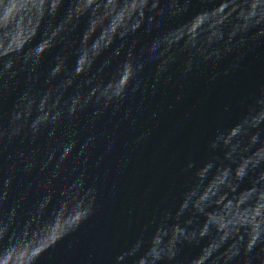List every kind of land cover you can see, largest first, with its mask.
<instances>
[{
	"label": "clouds",
	"instance_id": "1",
	"mask_svg": "<svg viewBox=\"0 0 264 264\" xmlns=\"http://www.w3.org/2000/svg\"><path fill=\"white\" fill-rule=\"evenodd\" d=\"M203 2L0 0V157L15 141H30L36 147L24 169L31 172L43 147L38 141L46 134L49 151L40 171L55 160L47 184L64 181L59 188L48 187L23 213V199L7 207L13 177L3 180L0 264H38L42 252L77 232L93 214L98 187L88 182L89 167L101 166L119 127L117 122L111 133L104 130L98 137L96 124L103 116L111 112L115 118L132 101L142 105L158 86L173 81L176 65L187 78L199 63H215L233 52L242 59L243 49L264 44V0H219L212 11ZM178 17L180 22L170 25ZM80 23L84 27L77 32ZM38 32L39 39L25 49ZM142 34L150 35L144 43ZM113 58L119 59L114 69ZM239 67L232 63L224 75ZM42 77L44 87H38ZM21 83L26 86L9 108L8 98ZM241 104L239 115L210 139L213 154L187 162L190 180L175 210L164 211L150 232L146 225L111 264H264V84ZM89 110L82 128L91 134L82 138L79 121ZM64 121L72 127L58 137ZM98 139L107 147L90 165ZM24 157L18 151L12 168ZM58 222L62 226L37 246L35 241ZM186 248L195 251L187 254Z\"/></svg>",
	"mask_w": 264,
	"mask_h": 264
},
{
	"label": "water",
	"instance_id": "2",
	"mask_svg": "<svg viewBox=\"0 0 264 264\" xmlns=\"http://www.w3.org/2000/svg\"><path fill=\"white\" fill-rule=\"evenodd\" d=\"M218 4L219 0H204L201 6L212 11ZM22 7L23 3L17 6V11ZM84 7L81 4V9ZM180 19L178 17L169 23L175 25ZM83 27L84 24L80 23L77 32ZM149 38L150 35L142 34L141 43ZM38 39L39 32L25 45V49ZM116 44L104 56L97 58L93 70L111 55ZM242 51V59L237 60L239 53L233 52L215 63H199L187 78L180 77L176 65L172 69L173 81L158 86L157 93L148 94L142 105L137 106L132 101L128 109H122L115 118L109 112L97 122L95 131L98 137L104 130L111 133L117 122L119 127L115 129L116 142L104 155L101 166L89 167L88 182L95 181L98 187L95 210L77 232L61 240L54 248L42 252L38 264H111L115 255L130 247L146 225L150 232L164 211L175 210L189 184L191 174L185 171L187 162H199L213 154L209 141L217 129L233 121L242 110L241 101L264 84V44ZM73 60L74 57L69 59V68ZM235 62L240 67L224 75V69ZM118 63L119 59L113 58V69ZM149 71L146 69L143 75ZM212 73H219L214 81L209 79ZM43 79L38 87H44ZM25 86L21 83L17 92L8 98L9 108ZM153 113L156 115L153 116ZM90 115L91 110L80 118L82 138L91 134V131L83 132L82 128ZM71 127L68 121H64L58 130V137ZM141 134H145V138L137 142L136 138ZM38 144L43 147L31 172L24 169L36 147L30 141L23 144L15 141L0 157V187L5 178L13 177L7 205L9 209L23 199L22 212L26 213L39 202L48 187L59 188L64 183L62 178H57L52 185L47 184L55 169V160L41 173L40 168L49 151L46 134L41 136ZM106 147L107 141L98 139L90 165H94L95 160L105 153ZM21 150L25 152V157L12 168L16 153ZM70 161L75 163L74 157ZM71 163L66 162V165L71 166ZM79 166L77 163L78 169ZM61 226L59 222L53 225L52 230L35 241L37 246L43 247L48 237ZM214 238L210 237L209 241ZM185 251L192 254L195 249L186 248ZM124 264H130V260Z\"/></svg>",
	"mask_w": 264,
	"mask_h": 264
}]
</instances>
